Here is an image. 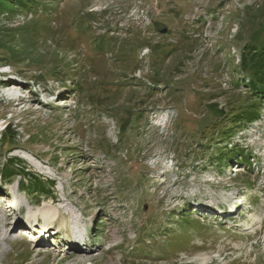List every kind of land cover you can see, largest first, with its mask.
Masks as SVG:
<instances>
[{
  "label": "rangeland",
  "instance_id": "1",
  "mask_svg": "<svg viewBox=\"0 0 264 264\" xmlns=\"http://www.w3.org/2000/svg\"><path fill=\"white\" fill-rule=\"evenodd\" d=\"M263 25L264 0L3 8L0 27L25 31L9 40L19 57L0 50L17 84L0 88V174L18 158L46 185L0 186H18L24 214L0 210V264H264V103L241 128L228 118L254 97ZM236 149L249 164L216 162ZM235 194L241 213L210 216ZM30 225L56 244L23 238Z\"/></svg>",
  "mask_w": 264,
  "mask_h": 264
},
{
  "label": "trees",
  "instance_id": "2",
  "mask_svg": "<svg viewBox=\"0 0 264 264\" xmlns=\"http://www.w3.org/2000/svg\"><path fill=\"white\" fill-rule=\"evenodd\" d=\"M38 4V0H0V13L3 11V8H8L9 10H23L24 8H29L32 6H36ZM264 27V25H263ZM25 31V29L19 28L18 30L15 29H5L4 27H0V50H5L10 55H12L14 58L19 57V52L17 48L14 46V43L11 40L15 39V36L17 38V34H21V32ZM252 59H254V64L252 70V79L249 83L250 89L252 92H255L254 97L252 99H249L247 101V104H250L249 107H246L245 109H242L238 112L232 113L228 118L230 122L232 123V126L241 128L243 124H249L253 122L259 113L261 104L264 103V43H262L261 49L259 51L254 50L252 54ZM244 66H246L245 59H243ZM214 106V105H213ZM214 109V107H213ZM217 115L218 112L214 110ZM215 113V115H216ZM232 133V128L226 129V131H223L224 138H228ZM17 133L14 131H10V129H7L4 133H2V138H7L8 136L15 138ZM225 140V139H223ZM232 151L228 152L226 151H219L218 158L216 160L219 164L228 165L231 163L233 159H236L239 157V160L243 164H249V162L246 160L248 155H243V152L238 155L239 152ZM6 164H3L1 168V178L4 181L10 182L13 180L14 176H20L21 177V188L26 189H34L37 192H45L46 183L42 182L38 177H34L31 175L29 171H27L25 168L20 166V163L22 161L18 158H8L6 160ZM218 164V165H219ZM28 182L29 187L24 185V182ZM52 184V182H51Z\"/></svg>",
  "mask_w": 264,
  "mask_h": 264
},
{
  "label": "bare ground",
  "instance_id": "3",
  "mask_svg": "<svg viewBox=\"0 0 264 264\" xmlns=\"http://www.w3.org/2000/svg\"><path fill=\"white\" fill-rule=\"evenodd\" d=\"M14 99V98H13ZM162 114V113H161ZM162 121H163V118H162ZM162 121H161V123H162ZM159 127H161V124L159 125ZM13 191L14 190H11V197H12V210H16L15 211V213H19V214H17V215H20V217L21 218H23L24 217V214H22V211H20V209L22 208V206H21V201H19V199H18V196H15V193H13ZM18 194V193H17ZM15 198V199H14ZM229 203L228 202H224V203H221L220 205H216L215 207H212V208H221V207H226V205L227 206H230V205H228ZM211 208V209H212ZM231 208V207H230ZM226 210V209H225ZM230 209H228V210H226V212L224 213V214H226V215H229V214H231V212L232 211H230V212H228ZM47 214V213H46ZM43 215V218H44V220H45V222L47 221L46 220V218L48 217V215H49V213L47 214V215ZM36 217V216H35ZM25 218H26V220L27 219H29V221H30V218L27 216V215H25ZM41 222V221H40ZM15 223H16V221H15ZM23 224H21V226L23 227L25 224H24V222H22ZM49 223V222H48ZM20 224V222H17V226ZM32 224V223H31ZM49 225V224H48ZM46 226V228L45 229H43V228H40L39 226H33V228H32V231L33 232H36V239H38V240H46V238L48 239V238H52V239H54V232L51 230V229H49V226ZM16 226V227H17ZM31 227H32V225H30ZM30 227H28L27 229H29ZM21 229H24V228H21ZM19 230V229H18ZM22 232H24V231H22ZM75 231H73V234H70L71 236L69 237V238H71V239H75L74 238V235H75V233H74ZM49 233H51V236L49 235ZM70 233H72V232H70ZM60 234H62L63 236L65 235L64 233H62V232H59V235ZM22 235H24V236H26L27 234L26 233H23ZM21 235V236H22ZM20 236V235H19ZM66 236V235H65ZM28 238H31V235H28L27 236ZM51 239V240H52ZM5 240V239H4ZM4 240H0V242H2V241H4ZM39 242V241H38ZM37 242V243H38ZM49 243H50V241H49ZM56 243V242H55ZM52 244H54L53 242H52ZM42 250V249H41ZM41 250H39V251H41ZM43 251H45V250H43Z\"/></svg>",
  "mask_w": 264,
  "mask_h": 264
}]
</instances>
